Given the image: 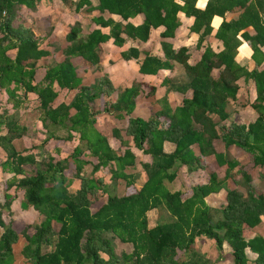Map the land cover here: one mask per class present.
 Wrapping results in <instances>:
<instances>
[{
	"label": "trees",
	"instance_id": "16d2710c",
	"mask_svg": "<svg viewBox=\"0 0 264 264\" xmlns=\"http://www.w3.org/2000/svg\"><path fill=\"white\" fill-rule=\"evenodd\" d=\"M197 1L99 0V5L93 6L86 0L90 11L110 12L125 22L143 14L145 22L135 27L129 22L96 18L102 28H111V34H104L101 28L84 38L83 25L76 23L66 37L70 46L65 61L49 68L44 81L36 83L40 61L52 55V48L54 52L61 50L59 43L43 49L33 29L26 25L43 0H0V147L6 153L0 168L14 174L13 179L0 181V228L4 230L0 264H13L15 245L22 238L26 241L22 254L34 264H264V231H260L264 224V189L255 182L264 179V66L259 70L264 61V8L252 3L248 6L250 0L242 4L237 1L235 6L245 8L242 19L224 22L217 32L224 50L215 54L207 49L197 65L188 66L194 98L186 99L183 106L173 109L169 99L163 98L156 103L159 111L146 120L133 116L135 100L141 92L155 97L156 88L142 85L125 90L111 105L117 116L126 118L125 127L115 130L122 141L118 149L97 128L95 108L97 101L112 97L117 89L109 77L98 79L92 87L83 85L72 63L73 58L81 57L90 66H99L101 45L112 38L119 46L125 42L124 35L147 42L152 29L162 26V37L171 38L181 26V12L195 18L192 31L200 33L204 28L203 34L210 35L213 18L224 16L217 4L229 0H210L205 10L197 8ZM249 27L256 31V37L248 39L256 63L253 71L236 62L241 43L238 35ZM163 46L167 60L182 61L181 55L187 53L182 50L176 55L169 45ZM11 51H16L14 58L9 55ZM136 58V49L124 54L125 60ZM166 66L161 59L150 57L140 71L159 76ZM214 69L220 70L218 79L212 76ZM241 77L252 78L257 89V99L251 106L258 118L248 125L228 123V106L237 98ZM56 86L78 93L70 104L54 107L59 98ZM29 93L38 96V117L44 126L67 129V136H57L56 140L71 141L78 135L71 157L48 152L49 138L35 146L40 149L39 159L30 149H17L15 141L29 133L21 120ZM123 131L132 136L135 147L152 156L151 163L142 162L147 178L141 184L129 172L138 163L137 155ZM166 141L176 144L173 152L165 151ZM196 144L199 155L193 147ZM236 149L246 153L248 162L241 163L234 157L232 150ZM210 155H215L216 167L225 168V177L244 190L227 188L220 170H206L202 157ZM69 158L74 163L73 179L78 182L74 191L67 174ZM180 167L185 168L184 189L171 190L166 182L176 178L175 170ZM109 177L115 185L125 182L123 196L112 191ZM224 188L225 204L210 206L207 198ZM20 191L24 192L25 208L32 207L45 217L33 234L30 227L18 232L4 218L5 210L12 213ZM107 197L95 211V205ZM159 207H165L171 220L150 228L148 214ZM54 223L60 225L58 230ZM201 238L213 241L218 250L216 259L201 248ZM128 244L133 246L131 253L119 251ZM225 246L231 249L225 251Z\"/></svg>",
	"mask_w": 264,
	"mask_h": 264
},
{
	"label": "crops",
	"instance_id": "0c3cea01",
	"mask_svg": "<svg viewBox=\"0 0 264 264\" xmlns=\"http://www.w3.org/2000/svg\"><path fill=\"white\" fill-rule=\"evenodd\" d=\"M89 1L93 6L99 5V0ZM209 1L210 0H198L197 8L200 10H205ZM237 1L242 4L245 0H229L226 3L217 4L216 8L220 11H224V16L216 15L213 18L211 24L212 33L210 35H206V33L203 34L204 28H202L200 33L192 31L195 18L189 17L186 13L181 12L180 15H178V17L181 19V26L178 27L175 35L171 38L162 37V34L165 31V28L162 26L157 29H152L150 39L147 42L135 40L124 35L123 38L125 42L122 46L117 45L114 38L106 43H103L101 45V63L99 66H90L87 61L81 57L72 59V63L77 67L78 74L82 78L83 85L92 87L96 84L98 79L109 77L117 89L115 95L112 97H104L95 104L96 111L98 112L96 115L97 128L110 138L112 145L116 149L120 147L122 141L115 136V130L117 128L125 127L126 118L117 116L115 110L111 108V105L115 104L121 98L125 90L141 87L142 85H148L150 87L156 88L155 97H146L144 93L141 92V95L135 100L136 107L133 111V116L141 117L146 120L153 118L156 112L159 111L160 107L156 103L163 98L167 97L169 99L173 109L183 106L186 99H193L194 89L189 88L192 76L189 73L188 66L197 65L202 60V57L207 49H211L215 54H219L224 50L223 43L217 38V32L224 22L236 23L242 19V16L245 13V8H239L237 5L235 6V4H238ZM178 2H180L182 5L185 3L183 1ZM247 3L248 6L252 3L256 4L257 7L260 6V8H264V0H259V2L257 0H250ZM223 6L227 7V9H223ZM233 7L236 8L231 10ZM96 18H103L105 21L114 20L117 23L122 22L123 24H127L129 22L135 27L141 26L145 22V16L143 14H139L138 16L130 19L128 22H125L122 20L121 16L112 14L110 12L103 13L100 10L90 11L86 0H43L39 11L32 13L29 23L26 25L27 27L32 28L40 38L43 49H50V43H59L61 45V50L54 52L52 48V55L40 61L35 77L36 83H41L44 81L49 68L53 67L57 63L65 61L66 50L70 46V43L67 42L66 37L70 32L71 27L76 23H81L84 28L83 38L88 37L95 30L102 28L97 24V22H95ZM262 19L264 24V12L262 14ZM102 30L106 35L111 34V28H102ZM255 37L256 31L253 27L243 30L238 35V39L241 41V43L237 50L236 62L248 71H253L256 68V63L253 60L254 51L250 42L248 41V39H254ZM164 44L169 45L171 47V51L173 50L176 55H180L182 50H186L187 53L181 55L182 61L178 59L167 60L163 46ZM131 49H136L138 51L139 58L125 60L124 54L128 53ZM9 55L14 58L16 56V51H11ZM261 55L264 57V48H261ZM150 57L161 59L168 65L165 67V69L160 71L159 76L143 74L140 71L142 63ZM263 66L264 61L262 62V66L259 68V70H262ZM219 71V69L213 70L212 76L214 79L219 78ZM238 84L239 90L237 98L235 101H230L228 106V113H230L228 123L248 125L258 118V113L251 106L257 99V89L252 78L241 77L238 80ZM56 90L59 92V98L56 100L54 107H57L62 103L70 104L78 93V90H62L58 86H56ZM30 99H36L38 108L40 105L38 96L35 95V93H29V100ZM101 102H106L107 107L98 109L96 106ZM75 112L76 110L72 108L71 113L74 114ZM122 120L124 121V125L121 122ZM215 120L219 121V118L215 116ZM44 127V130L48 132L49 129L51 131V127L56 126H54V124H50ZM58 128L63 129L60 126ZM53 132H56V129L53 130ZM123 134L128 140H130L131 144L133 145V151L137 155L138 163L135 167H130L129 172L135 174L139 184H141L147 178V173L142 167V162L151 163L152 156L135 147L132 141V136H127L125 131H123ZM78 141L76 144H78ZM164 147L166 152L171 153L175 150L176 144L171 141H166ZM193 147L196 154L199 155L200 150L198 144L194 145ZM232 154L239 161L240 157L243 155L242 152L238 151L237 149ZM203 157H206V159L212 158V160H215L216 158L215 155ZM222 168L223 170L225 169L224 167ZM184 169L185 168H183V170ZM177 174L178 175L173 181L166 182L168 188L171 190L177 191L184 189V185L182 188L175 189L174 183L176 184V182L180 180L184 184L185 180L184 175L182 172H180V170H178ZM178 177H180L182 180ZM108 182L110 184L113 183L112 177L110 180H108ZM232 183L236 185L233 180ZM228 184H231V182ZM112 187L113 192H115V186ZM237 187L227 186V188L230 189ZM223 190H225L224 199L226 202L227 190L224 188L221 191ZM117 193L118 195L123 196L125 193V188L122 193ZM214 195H218V193H214ZM225 202L220 206L213 205L212 207H221L225 204ZM160 209L166 210L165 207H160ZM159 210L156 209V211ZM151 224L152 223L149 220L150 228H153L157 225L154 224L151 226ZM208 242L213 241L209 240Z\"/></svg>",
	"mask_w": 264,
	"mask_h": 264
},
{
	"label": "rangeland",
	"instance_id": "374dc122",
	"mask_svg": "<svg viewBox=\"0 0 264 264\" xmlns=\"http://www.w3.org/2000/svg\"><path fill=\"white\" fill-rule=\"evenodd\" d=\"M34 31V30H33ZM35 33V31H34ZM36 34V33H35ZM37 36V34H36ZM37 38L40 40V38L37 36ZM158 105V104H157ZM37 102L36 99H30L29 102H27V106L26 108H22L21 110V120L23 122V124H26L29 127V133L28 135L24 136L21 139H17L15 141V145L17 147L18 150L23 151V150H29L34 152L35 154H37V158H40V149L39 148H35V146H39L41 144V142L46 139L49 138V142L46 144V148L48 150V152L54 153V154H58L60 157L62 158H67L68 156L71 157V153L73 152L74 147L76 146V142L79 140L78 139V135L76 134V137L74 138L75 140H71V141H66V142H61L56 140L55 137L60 136V137H65L68 134L67 129L63 128L60 129L58 127H51V131L49 129L48 132H46L44 130V125L42 124V121L39 120L38 117V108H37ZM159 106V105H158ZM98 109L99 108H106V102H101L98 103V105L96 106ZM160 107V106H159ZM122 124L124 125V121H121ZM41 125V128H40ZM56 129V132H53V130ZM56 141H58L59 144H56ZM60 145V146H59ZM235 152V150H232V153ZM242 157H240V162H248V156L246 155V153H242ZM6 158V153L5 151L0 147V162L4 161V159ZM144 158V157H142ZM70 160V168L67 170V174L69 175L70 180H73V182L70 185V189L72 191H74L77 186H78V182H76L73 177H74V163L71 162V158H69ZM202 162L206 165V170L208 172H211L214 169L220 170L219 176L220 178H222L225 182L226 186H230V187H237L238 185H234L232 183V180L229 178H226L224 175V170L221 167H216V163L215 160H212V158H207L206 157H202ZM178 170H180V172L183 173L184 175V170L183 168H178L175 171L178 172ZM7 171H4L3 169L0 168V181L1 180H8V179H13V172L11 173H5ZM178 175V174H177ZM20 177V176H19ZM180 178V177H178ZM185 178V177H184ZM111 177L108 178V180H110ZM181 179V178H180ZM113 180V179H112ZM182 180V179H181ZM185 181V180H184ZM231 184H228L230 183ZM257 183V185L260 188L264 189V179H257L255 181ZM175 185V189L176 188H182L183 187V183L182 181L178 180L176 182ZM112 186H115V192H119L122 193L124 188H125V182H120L117 183V185H115L114 181L112 183ZM237 188H240L242 190H244L241 186H238ZM113 191V190H112ZM225 196V190L221 191L220 193H218V195H214L211 197L207 198L208 204L213 206H220L222 203L225 202L224 199ZM108 197L105 199L103 198L98 204L95 205L94 210L97 211L103 204H105L107 202ZM25 197H24V192L20 191L18 193V198L16 199V201L14 202L13 206H12V213H8L7 210H5V214H4V218L6 223L8 224H12V226L14 227V229H16L18 232L22 231L23 229H25L26 227H30V234L35 233L36 228L38 225H40V223L45 219V217L43 215H41L36 209L30 207L28 209L25 208ZM1 207V205H0ZM160 207L157 209L159 210ZM149 220L152 223V225L154 224H159V223H164V222H168L171 220L169 213L164 210V209H160L159 211L153 210L149 213ZM54 227L56 230H58L60 228V225L54 223ZM260 231H264V224L261 227ZM4 233L3 228H0V236ZM208 239L205 238H201V247L204 251H206L207 254H209V257L216 259V257L218 256V250L217 248H215V245L213 242H208ZM26 244V241L22 238L20 243H18L17 245H15V251H14V262L13 264H34L29 262L27 259L24 258L23 254H22V249L24 247V245ZM231 248L228 246H225L224 250L225 251H229ZM46 250H50V248H47ZM120 252L126 251L127 253H131L133 251V246L132 245H124L120 248L119 250ZM213 256V257H212Z\"/></svg>",
	"mask_w": 264,
	"mask_h": 264
}]
</instances>
